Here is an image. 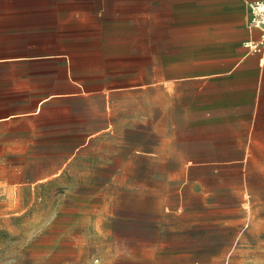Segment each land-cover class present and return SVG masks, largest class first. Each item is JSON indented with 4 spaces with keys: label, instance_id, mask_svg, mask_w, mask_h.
Instances as JSON below:
<instances>
[{
    "label": "rangeland",
    "instance_id": "374dc122",
    "mask_svg": "<svg viewBox=\"0 0 264 264\" xmlns=\"http://www.w3.org/2000/svg\"><path fill=\"white\" fill-rule=\"evenodd\" d=\"M141 59L79 72L85 89L114 88L96 139L50 142L62 155L0 157V264H264L262 142L246 156L234 136L250 126L191 125L193 90ZM102 102L84 95L67 108L79 116L62 118L85 134L103 125Z\"/></svg>",
    "mask_w": 264,
    "mask_h": 264
},
{
    "label": "crops",
    "instance_id": "0c3cea01",
    "mask_svg": "<svg viewBox=\"0 0 264 264\" xmlns=\"http://www.w3.org/2000/svg\"><path fill=\"white\" fill-rule=\"evenodd\" d=\"M250 1L0 0V63L21 66L0 70L10 77L0 81V104L10 105L0 110V157L62 155L50 142L94 140L108 130L114 88L85 89L79 72H123L132 55L193 90L191 125L250 126L234 136L248 142L238 147L246 156L250 142L264 150V46L251 47L261 32L249 28ZM56 63L62 67H47ZM49 77L51 85H36ZM90 94L103 99L96 113L103 125L84 134L62 117L79 116L67 108Z\"/></svg>",
    "mask_w": 264,
    "mask_h": 264
},
{
    "label": "built area",
    "instance_id": "2783aa9c",
    "mask_svg": "<svg viewBox=\"0 0 264 264\" xmlns=\"http://www.w3.org/2000/svg\"><path fill=\"white\" fill-rule=\"evenodd\" d=\"M249 7V28L259 30L261 32V44H251L255 50L264 46V0H252L248 4Z\"/></svg>",
    "mask_w": 264,
    "mask_h": 264
}]
</instances>
